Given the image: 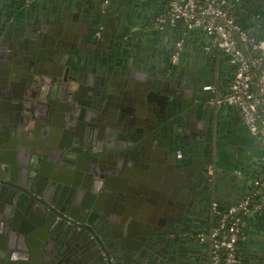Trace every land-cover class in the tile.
Here are the masks:
<instances>
[{
	"label": "water",
	"instance_id": "1",
	"mask_svg": "<svg viewBox=\"0 0 264 264\" xmlns=\"http://www.w3.org/2000/svg\"><path fill=\"white\" fill-rule=\"evenodd\" d=\"M141 2L126 0L123 11L134 9ZM246 2L248 9L243 11L236 6L237 14L241 13L245 26L264 32V0ZM128 12H122L112 28L110 22L115 13L111 3L104 0H56L41 6L40 3L33 6L31 0H10L0 7V48L7 49L8 60L5 61L19 71L15 81L21 84L23 91L18 100L11 98L10 94L5 96L12 105L8 110L13 106L20 110L27 100L37 98L28 86H34L35 91L41 88L48 74L47 68L54 60L53 47L66 71L71 69L72 60L78 64L81 61L82 70L91 69L94 64L96 74L89 76V82L97 86L99 82L92 80L97 77L104 80L107 89L109 85L119 87L117 94L112 96L116 103L111 108H106V103L92 105L79 99L75 103H67V106L71 104L68 108L56 106L65 103L59 95V82L52 85L54 91L49 99V109L45 111L40 110L28 117L22 111H16L10 118L9 112L2 111L0 107V205L7 202L14 203L16 207L4 214L0 209V227L7 228L8 242L2 254L4 260L2 257L3 262L0 263L12 264L15 247L18 246V249L23 248L28 253L22 250L20 256L23 258H30L34 253L37 264H196L194 256L185 249V243L194 228L207 217L205 209L210 204V200L206 201L208 192L220 202L221 207L246 193L249 177L244 169L235 164L223 166L219 161L220 148L233 153V162L248 160L244 151L246 147L242 145V131L234 132L227 125L222 112L208 103L210 95L201 89L208 82H220L217 65L219 55L224 53L216 49L202 50V54L199 50L195 53L198 60L204 63L211 61L210 73L197 71V83L193 82L191 89L184 83L174 84L170 78L175 74L177 65L185 61L183 57L188 55L187 47H182L178 61L173 62L170 58L174 57L178 38H168V43L163 45V38L156 35L152 42L146 43V35L138 31L140 40L137 39L128 19L123 21ZM105 28L112 31L106 42L107 49L101 51L103 39L98 31ZM113 30L122 33L114 34ZM74 35L76 39H69ZM70 40L74 43L69 50L65 45ZM127 41H131L132 48V45H125ZM85 46L91 49L84 50ZM126 48L128 53H125ZM70 57L71 61H68ZM1 63L4 62L0 59ZM75 66L76 70L80 69V65ZM74 84L68 85L72 91L75 90ZM91 93L88 94L89 100L96 102L98 93ZM69 114L72 115L70 122L66 120ZM100 115L115 117L118 124L116 131L121 140L120 144L105 151L92 146L97 131L94 126L98 124L95 121ZM224 125L229 127L230 133L222 131ZM207 147L211 154L216 150V160L213 158L217 173L214 182L211 181V174H204L196 164ZM11 153L19 157L21 166L17 169L9 163ZM34 155L38 159L42 156L49 159L52 167L46 174L51 181L45 187V195L50 191L53 198L39 197L28 189L30 173L33 172V169L28 172V168L36 164ZM78 165L83 166L88 187L78 188L81 174ZM63 166L69 170V180L65 184L55 179V173ZM158 168L162 170L160 177L156 175ZM174 175L185 177L184 180L188 181L177 179L186 192L194 194V204L172 202L168 206L164 204L162 209V206L154 209L158 192L154 189L155 185L163 180L159 190L169 191L174 181L170 179ZM156 179L159 182H155ZM112 180L116 182L113 185ZM96 181L100 184L98 189L95 185L93 187ZM126 183L127 187L124 186ZM10 185L30 192L38 206L30 205L25 209L20 202V194L11 195L5 189ZM91 188L96 190L95 196L92 201L85 202L88 194H92L89 191ZM128 189L132 192L129 193ZM133 191L136 195H132ZM109 195L114 196L122 206H129L128 212L118 211L116 214L122 233L124 227L130 230L136 218L147 221L144 234L148 238L139 241L131 250L126 245L129 240L122 241L108 234L115 223L108 210L98 207L105 202V197L108 201ZM142 202H146L147 209L141 208ZM18 208L25 210L30 217L28 226L22 228L26 233L23 241L18 234L20 228L15 226ZM252 247L255 254L250 264H264V221Z\"/></svg>",
	"mask_w": 264,
	"mask_h": 264
},
{
	"label": "crops",
	"instance_id": "2",
	"mask_svg": "<svg viewBox=\"0 0 264 264\" xmlns=\"http://www.w3.org/2000/svg\"><path fill=\"white\" fill-rule=\"evenodd\" d=\"M9 1L10 0H0V7L2 8V5L8 4ZM129 1H132V0H129ZM141 1H142L141 4H136L135 5L136 7L134 6V9L130 8V9H126L123 11V6L125 5L126 0H110L112 11L115 13L112 15L113 18L111 19L110 26L113 25L111 27L114 28V24H116V21L117 22L119 21V17L121 16V13L129 10L127 18L124 19L123 21L126 22V20L128 19L129 24L131 23L130 29L134 31V34L137 37V39L140 40L138 36L139 32L143 33L144 36L146 35V37H144L146 43L152 42V40L156 38L155 36L158 35L159 37L163 38L162 44L164 45V43H168L166 39L176 37L175 31H174V27H175L174 25H165L163 27H160V25L157 23V17H159L162 13L167 11L166 1L165 0H141ZM55 2L56 0H31V3H33V6L34 5L36 6V4L38 3H40V6H41V5H47V4L55 3ZM244 2L246 1L239 0L236 4V6L242 8L243 11H245V9H248L247 8L248 4H245V6H243ZM238 15L242 22L243 17L241 16V13ZM242 23L245 25V22H242ZM249 28H251L252 30L254 29V27H249ZM257 33H261V35L264 34V32H259V31ZM185 39L186 40H185L184 45L188 49V52H187L188 55H184L183 58L186 61H190L192 58L194 59L196 57L195 53H197L199 50L200 51L201 50L215 51L217 49V51H221L224 53V54L219 55L220 60L218 61V65H217L218 67L217 68V75H218L217 79H219L220 82H217V84L221 92L226 91V89L230 85V82L232 80L233 73H234L233 57L230 54L216 47V45H214L212 36H210L204 30H201V29L194 30L193 29L187 32ZM125 45H128L127 47H130V45H132L131 48L133 47V44L131 43V41H127V44L125 43ZM0 50H2L0 59L4 62L0 64V69H4V70H0V107L2 108V111L5 110L6 112H9L8 116L12 118L14 112L19 111L21 113V111L25 112V110H22V108L19 110V107H16V106H13L12 109L8 110L10 106L12 105L8 102L9 98H6V97L9 96L10 94L11 98L15 97V100H18L17 97L22 95L23 91H22L21 84L15 81V78H17L20 75L19 71L17 70L15 66H12V63L6 62L8 60L6 57L7 49L4 47H1ZM125 53H128L127 48L125 49ZM81 64L82 62L80 61V64H78L80 65L79 71L83 72V74L85 75L84 76L85 78H89V76L96 74L94 72V70L97 68L96 65L92 64V67H91L92 70L88 69V67L86 70H82ZM1 66L4 68H1ZM206 94L211 95V92L209 90H206ZM213 108L216 109L218 112H222L221 114L223 118L225 119V122L227 121V125H229V127L234 132H239V130L242 131L241 133V136H242L241 138L243 139L242 145L246 147V149L244 148L245 149L244 151L246 152L247 157H248V160L246 159L245 162H242V163L233 162L232 157H231L232 152L222 148L223 156L219 157L220 164L223 166L227 164H231V165L235 164L241 167L242 169H244V171L246 172L245 173L246 176L249 177V180H248L249 184H248V187L245 188V190L246 192L252 191L253 189L257 187L254 182L255 179L264 175V161L262 160V155L264 153V145L262 144L261 139L250 131L248 125L245 123L243 119L242 114L235 107L222 106V107H216V108L213 107ZM25 114L27 117L32 115V114L30 115V113H27V111L25 112ZM98 121L99 123L94 126V129L97 130L96 138L92 141V143L98 145L99 147H97V149H100V150L102 149L101 151H104L105 149L100 148V147H103V146L105 147L106 144L109 145L108 147L110 149L115 147L118 143V140L120 139L118 137L119 136L118 131H116L118 124H117L115 117L113 116L112 118H109L108 123L106 124L101 123L100 120ZM232 121H236V123L233 124ZM229 127L224 125L223 128L222 127L221 128H222V131L227 134V133H230ZM101 129H104V130L108 129L109 135L105 136V134L100 133ZM58 133H61V132L58 131ZM25 141L27 140L25 139ZM9 163L14 166V169L15 168L17 169L18 166L21 165L19 164L18 155L14 153H11ZM161 172L162 170L158 168V174L156 175L160 177ZM159 177H157V179ZM86 179L88 178L85 175V181ZM115 183L116 182H114L113 180L111 181V185ZM126 185L127 183L124 184L125 187H127ZM117 186H120V183H117ZM159 187H160V183L157 186L155 185L154 189L159 190ZM134 191L132 195H136ZM128 192L131 193L132 192L131 189H128ZM104 199H105V202L102 203L103 205L99 204L98 208L108 210L113 218V222L115 223V226H113L108 232V234H110L111 237L114 236L122 241L129 240L130 241L129 244H126L124 242L126 245H129V248L127 247L128 250H131L135 244L138 245L139 241L145 240L148 238V235L144 234L145 229L147 228L146 226L147 221L146 220L142 221L141 219H138V218L133 220L129 231L127 227H124V230L122 233V230H119L120 228L117 225L118 222H116V218H117L116 214L119 213L118 211L128 212L129 206L128 205L122 206V204H120L114 196H110L108 201L106 200V197ZM82 200L84 202V199ZM87 201L88 200H85V202ZM145 201L147 202V200ZM146 202L145 204L142 202L141 208L147 209ZM163 205L164 204L156 205L154 206V209L158 208L159 206H162L160 208L162 209ZM24 212L25 213H21L19 215L16 221L17 223L22 222L21 224L22 228L25 227L24 226L25 225L24 223L26 220L25 218L26 217L30 218L27 212L26 211ZM147 212L149 213L150 211L148 210ZM22 214L24 215L22 216ZM152 219H155V218L152 217ZM205 220H206V216L205 218L201 220L199 226L194 228V232H192V235L186 238V240H189V241L185 243L186 245L185 249L189 250L192 256H194L195 259L194 258L193 259L194 261H197L196 264L197 263L198 264H208L207 248L204 247L205 250H202L203 248H201V245H200L201 243L198 242V238H197V236H199L202 230ZM28 221L29 219L26 221L27 225H28ZM263 221H264V210L260 212H252L249 215H247V217L245 218L244 223H243L241 237L238 243V252L241 257L240 264H250L251 260H253L252 255H254L255 253L253 251L252 246H253L254 240H256V236L259 234V230L261 229ZM157 222H158L157 223L158 226H160L161 224L159 223V220ZM144 223L145 225H143ZM22 228H20L19 231L16 230L18 231V234L21 235V238L19 237L20 240L25 238V234H26L25 232L22 231ZM149 235L153 236L151 235V233H149ZM6 245H8L7 233L2 231L0 234V246H1L0 247V261L2 260L1 259L2 257L4 259V256H2V254L4 252L3 250L6 249L4 248L6 247ZM22 247H25V245H23ZM22 250L23 248L18 249V246L15 247L14 252L16 255L14 254L15 256L12 258V264H24L26 261H27V264H37V261H36L37 257L34 253L31 254L30 259L27 257L23 258L20 256ZM23 251L24 253L26 252L25 249ZM25 254H28V253H25ZM0 264H3V263H0Z\"/></svg>",
	"mask_w": 264,
	"mask_h": 264
},
{
	"label": "built area",
	"instance_id": "3",
	"mask_svg": "<svg viewBox=\"0 0 264 264\" xmlns=\"http://www.w3.org/2000/svg\"><path fill=\"white\" fill-rule=\"evenodd\" d=\"M165 1L167 11L157 17L160 27L175 25L177 20H182L189 29L187 32L204 30L212 36L216 47L233 57L234 73L226 91L221 92L217 82H208L203 86L204 90L211 92L208 103L215 108L235 107L250 131L264 145V34L241 22L236 12L239 0ZM104 2L109 3L110 0ZM185 37L175 42L174 60L179 58ZM209 171L213 173V165H210ZM254 182L255 189L225 207H221L217 200L212 202L214 216L207 239L208 264L241 263L238 243L244 220L250 213L264 210V188L261 189L264 187V175Z\"/></svg>",
	"mask_w": 264,
	"mask_h": 264
},
{
	"label": "flooded vegetation",
	"instance_id": "4",
	"mask_svg": "<svg viewBox=\"0 0 264 264\" xmlns=\"http://www.w3.org/2000/svg\"><path fill=\"white\" fill-rule=\"evenodd\" d=\"M246 1V0H244ZM247 4L246 2H244V5ZM96 29V28H95ZM112 30L108 29V28H105L103 29L102 31H98L99 34H101L102 36V44L103 46L100 47V50L101 51H105L107 49L106 45H107V41L109 39V34ZM114 32V30H113ZM121 34L122 31H115L114 34ZM69 39H76V35L73 36V38H69ZM105 42V43H104ZM68 44L65 45V48H68L69 50L71 49V46L72 44L74 43L73 41L70 40V42H67ZM91 48L88 47V46H85L84 47V50H90ZM53 62L52 64L49 65L48 67V74L45 75V80L42 81V85L40 86L41 88L39 90H36L35 91V87L34 86H28L29 87V91L31 92V94H34L36 95L37 98H30L29 100H27L23 105H22V110H25V112L27 111V113H30L31 114H35L37 113L38 111L42 110V111H45V109H49V99L51 98V94L53 93L54 89H53V84H55V82H59L60 84V91H59V95L63 97V99H65V103L61 102V103H58V105L56 106H64V107H71V104L70 106H67L69 102L71 103H75L77 102V100H81V101H87L89 103H91L92 105H102L103 103L105 104H108L106 105L105 107L108 108V107H112V105H114L116 103V100H113L112 99V96L116 95L117 91H118V86L116 85H109V88L107 89V84L104 83L103 79H100V78H97L95 77L94 79L92 78L93 81H98L99 83H97V86H94V84H92V81L89 82V78H85L83 72L79 71V70H76L75 69V65H78V62L76 60H72L73 65L71 67V69H69V71H66L64 67L62 68V66L60 65V62L58 60V56L55 54V49L53 47ZM201 53L203 54V51L201 50ZM57 59V61L55 60ZM173 62H177V60H174L172 57L170 58ZM199 58H197V56L193 59H191L190 61H183L181 64L177 65L176 67V72L175 74L170 78L171 81H173V83H184V85H187L189 89L192 88V86L194 85L193 82L196 81V79L198 78H195V75L197 73V71L202 73H210V69H211V61L209 62L208 60L206 61V63L202 62V60H198ZM68 61H71V57L68 59ZM48 64V63H47ZM1 68H4L1 66ZM9 68V67H7ZM77 68V67H76ZM164 67H162L163 69ZM0 70H4V69H0ZM53 78V79H52ZM56 78V79H55ZM195 78V79H194ZM29 80V78H27V81ZM77 80V81H75ZM14 82V81H13ZM75 83V90L72 91L70 89V86L68 87V85H71V83ZM217 82V81H215ZM104 83V84H103ZM197 83V81H196ZM83 88H86V89H82ZM79 88V90H77ZM111 88V90H110ZM115 88L117 90H115ZM114 89V90H113ZM201 89L203 90L204 87H201ZM91 91H96L98 93L97 96H95L97 98V101H92V100H89L91 98L88 97V94L91 93ZM92 94V93H91ZM102 99V100H101ZM103 99H105V101H103ZM25 112H22L23 115L25 114ZM102 115V114H101ZM100 115V118H98L96 121H95V124L99 123L98 120L101 121V123L103 124H106L108 123V119L109 117H106V116H101ZM26 116V114H25ZM97 116H99L97 114ZM95 117V116H94ZM70 118H72V115H68V119H66L68 122L72 121L70 120ZM92 118V116H91ZM126 125V124H125ZM107 128V127H105ZM126 128V126H125ZM108 129H101L100 130V133L102 134H106V131ZM109 131V130H108ZM64 141H62L63 143ZM121 143V140H118V144ZM5 143L3 142V145ZM92 146L93 148L97 149V147H99L98 145L96 144H93L92 143ZM100 148H104L105 150H107L109 147L108 146H103V147H100ZM208 149V150H207ZM207 149L205 150V153L203 154V156H201L199 158V160L197 161V167H199L201 169V171L204 173V174H210V171H209V168H210V165H213L214 166V171L213 173L211 174V181L214 182L213 179H215V176H216V165L214 164L213 162V158L214 160L215 159V154H216V150H214V154L212 152L211 154V150H209V148L207 147ZM102 150V149H101ZM104 150V151H105ZM83 152H80V154H82ZM42 156V155H40ZM223 156L222 154V148L219 149V157ZM44 156L40 157L39 159L36 157V155H34L33 157V161L36 163L35 165L33 166H29L28 168V172H31L32 169H33V172L30 173L31 175V178H30V182H29V186H28V189L32 192H34L35 194H37L39 197H46L48 199V196L53 198V196H51V193H49L50 191H47L48 193L45 195V187L46 186H49L50 184V181L51 179L49 178L48 179V176L46 173H50V168L52 167L51 164L49 163V159L48 158H43ZM212 162L210 163H207L208 161H211ZM90 161L92 162V159H90ZM67 167L66 164H63ZM21 166V165H19ZM64 167V166H63ZM61 167L60 169L57 170V172L55 173L56 177L55 179L58 180L57 182H60V181H64L63 183L65 184L66 182H68L69 180V177L68 175H66V173H69V170L65 169V167L63 168ZM83 166L82 165H78V168L80 170H78V172H81V174H79V186L78 188L80 189L81 187L85 186V187H88L86 184V181H85V175H83V173H85L83 171ZM69 168V166H68ZM70 169V168H69ZM48 173V174H49ZM175 173V172H174ZM57 175H58V178H57ZM169 175V174H168ZM66 176V177H64ZM165 176V175H164ZM171 178L173 179H170L171 180H174L171 182L170 186L172 185V188L169 190V191H166V190H163V191H159L157 192V197H156V205H161V204H165V205H170L172 202H178V203H181V204H194V194H192L190 191H187L186 192V189L182 188L180 183L178 184V180L181 181H186L184 180V178H181V176H172ZM25 179V178H24ZM55 180V181H56ZM163 181V180H162ZM162 181L160 183H162ZM45 182V184H44ZM155 182H159V181H155ZM27 184V180L25 179V182ZM99 182L96 181L95 183H93V187L95 185V188L98 189L100 187V184H98ZM186 183H188V181H186ZM19 184V183H18ZM98 185V186H97ZM174 185V186H173ZM178 185V187H177ZM180 185V186H179ZM182 188V190H181ZM8 190L9 193H11V195L15 194V193H18L20 194V202L21 204L25 207V209H27L26 207L27 206H30V205H35L36 207L38 206V204L36 203V201H34L35 199H33V196L32 194H30V192H26V191H23L22 189L19 190L17 187H7L5 188ZM38 191H42V192H38ZM90 193L92 194H88L89 195V198H88V201H92L93 197L95 196V193H96V190H94L93 188H91L90 190ZM24 194V195H22ZM94 194V195H93ZM12 197V196H11ZM108 198V197H107ZM210 200V202H208L209 205H207V208L205 209V212L207 214V217H206V220L203 224V227H202V230L199 234V236H197L198 238V242H200L201 244V248H203L202 250H205V248H207V245H208V242H207V239H208V232H209V229L211 227V224H212V219H213V212H212V208H211V204L213 201H215V198L212 196V194L210 195V193L208 192V196L206 198V201ZM4 204V202H3ZM52 206H55L54 203H51ZM164 205V206H165ZM0 209L3 212V214L5 212H8L9 211H13L14 209H16V207H14V203L12 204H6L3 205L2 207V204L0 205ZM25 211V210H24ZM23 211V209H17L16 210V218L15 220L17 221L19 215L21 213H25ZM24 214H22L23 216ZM25 225H27L26 221L29 219L28 217L25 218ZM78 221V220H77ZM29 222V221H28ZM3 224V222H2ZM22 222H19V223H15V226L19 227V228H22ZM0 234L1 232H5V230L7 229L5 227V229L1 226L0 227ZM3 229V230H2ZM20 230V229H19ZM84 231V230H83ZM82 231V232H83ZM202 233L204 235V240L202 239ZM1 247V246H0ZM4 249V248H3ZM208 251V250H207ZM208 254V252H207ZM29 258V257H27ZM30 259V258H29ZM207 259H208V255H207ZM206 259V260H207ZM4 260V259H3ZM3 260H1L0 262H3Z\"/></svg>",
	"mask_w": 264,
	"mask_h": 264
},
{
	"label": "trees",
	"instance_id": "5",
	"mask_svg": "<svg viewBox=\"0 0 264 264\" xmlns=\"http://www.w3.org/2000/svg\"><path fill=\"white\" fill-rule=\"evenodd\" d=\"M174 26H175L174 27L175 35H176L177 38H182V37L186 36L187 31L189 29H188V27H187V25L185 24L184 21L177 20ZM263 188L264 187H262L261 189L263 190Z\"/></svg>",
	"mask_w": 264,
	"mask_h": 264
}]
</instances>
